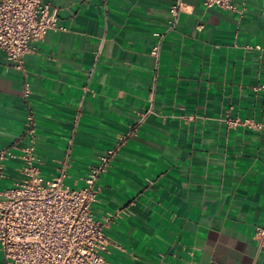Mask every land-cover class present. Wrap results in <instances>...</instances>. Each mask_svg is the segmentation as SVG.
Returning <instances> with one entry per match:
<instances>
[{
  "label": "crops",
  "instance_id": "crops-1",
  "mask_svg": "<svg viewBox=\"0 0 264 264\" xmlns=\"http://www.w3.org/2000/svg\"><path fill=\"white\" fill-rule=\"evenodd\" d=\"M51 29L24 56L0 52V148L23 147L35 118L45 178L66 161L64 184L84 177L132 126L97 182L92 214L105 228L111 264H264V131L228 127L226 111L264 122V0L236 11L181 0H43ZM160 40L158 57L150 54ZM260 45L261 50L246 46ZM30 94L23 97V84ZM146 114L143 121H138ZM4 162L0 193L20 178ZM0 264L3 257L0 251Z\"/></svg>",
  "mask_w": 264,
  "mask_h": 264
},
{
  "label": "built area",
  "instance_id": "built-area-1",
  "mask_svg": "<svg viewBox=\"0 0 264 264\" xmlns=\"http://www.w3.org/2000/svg\"><path fill=\"white\" fill-rule=\"evenodd\" d=\"M206 7L236 11L233 0H203ZM182 1L176 0L167 11V31L173 30L181 11ZM65 28L57 23L54 12L43 0H0V52L13 68L24 70V56L33 49L32 43L41 40L48 30ZM150 54L158 57L160 40ZM261 50L260 45L246 46ZM263 90L264 85L253 87ZM23 97L30 94V86L23 84ZM231 109V108H230ZM226 111L228 127H250L264 131V122L252 118L239 119ZM146 114L141 115L139 122ZM132 126L99 157L84 177V186L72 188L64 184L66 161L59 173L45 179L40 172L36 154L35 118L32 110L25 116L23 147L0 148V176L4 162L18 159L20 178L0 193V251L3 264H111L106 258L110 245L105 228L118 213L97 219L92 204L99 192L100 175L105 172L128 136L135 133ZM255 238L264 246V222L255 227Z\"/></svg>",
  "mask_w": 264,
  "mask_h": 264
}]
</instances>
